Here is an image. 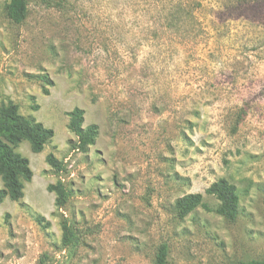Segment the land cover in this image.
<instances>
[{"label": "rangeland", "instance_id": "obj_1", "mask_svg": "<svg viewBox=\"0 0 264 264\" xmlns=\"http://www.w3.org/2000/svg\"><path fill=\"white\" fill-rule=\"evenodd\" d=\"M25 1L15 23L0 0V106L53 136L39 153L15 148L32 177L0 201V264H153L161 243L169 264L263 259L264 0H178L175 23L171 0ZM74 107L98 127L85 152L68 129ZM220 178L239 195L234 221L201 207L178 217L190 193L217 208L204 190ZM57 180L71 190L61 209L47 190ZM63 218L76 246H62Z\"/></svg>", "mask_w": 264, "mask_h": 264}, {"label": "trees", "instance_id": "obj_2", "mask_svg": "<svg viewBox=\"0 0 264 264\" xmlns=\"http://www.w3.org/2000/svg\"><path fill=\"white\" fill-rule=\"evenodd\" d=\"M152 1L154 2H151V4L158 3L157 0ZM195 3V0H187L184 5L187 10H191ZM170 5L171 12L168 21L175 23L178 21L177 14L181 12V2L171 0ZM187 14L189 15L188 18L193 15L189 12ZM6 15L11 21L21 23L27 15L26 1L11 0V3L7 6ZM41 80L47 85H52L53 83L47 76H42ZM42 91L44 94L48 93L46 88H43ZM18 108V105L12 101L0 106V180L3 184V189L0 190V201L5 197L13 201L19 200L23 196V181H30L32 177L28 159L15 151L18 144L26 141L32 152L39 153L53 136L51 129L46 128L33 118L24 117L19 113ZM66 115L69 120L68 129L76 137V148L85 152L90 145L95 143L98 127L95 124L83 127L84 110L79 107H74ZM45 162L55 172L64 170L63 162L58 160L52 153L46 155ZM47 190L54 193V205L57 209H61L71 195V190L61 180H57L54 184H49ZM204 194L213 196L219 202V206L212 210L203 201L201 193L186 194L175 202L178 217L183 218L197 207H201L205 211L214 212L228 221L236 219L239 212V195L234 184L225 178H220L212 182L204 190ZM60 227L62 231V246H76L79 236L73 224L63 218ZM47 260V255L42 254L38 263L46 264ZM153 264H169L168 248L165 243H161L156 248ZM234 264H264V258L250 259Z\"/></svg>", "mask_w": 264, "mask_h": 264}]
</instances>
